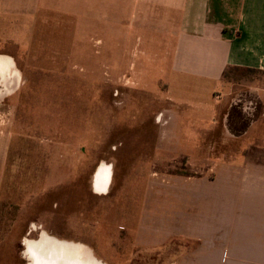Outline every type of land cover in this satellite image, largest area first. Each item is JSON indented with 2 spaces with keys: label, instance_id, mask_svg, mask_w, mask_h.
<instances>
[{
  "label": "rangeland",
  "instance_id": "374dc122",
  "mask_svg": "<svg viewBox=\"0 0 264 264\" xmlns=\"http://www.w3.org/2000/svg\"><path fill=\"white\" fill-rule=\"evenodd\" d=\"M58 34L68 42L57 52L34 33L25 35L22 50L0 41V52L19 58L24 78L18 92L0 94V264H29L24 241L42 231L89 246L107 264H149L158 257L137 256L128 242L116 251L114 242L120 224L137 228L153 163L189 173L188 163L211 146L228 157L242 152L264 160V71L223 79L214 88L223 96L218 124L201 128L190 121L194 106L165 99L167 81L156 71L135 79L136 86L119 81L131 74L133 59L123 48L122 62H114L112 34ZM147 59L136 69L150 67ZM171 105L180 115L174 127L161 128L157 114ZM164 136L173 142L157 143ZM103 162L116 169L102 198L93 194L92 179ZM44 243L28 248L43 251Z\"/></svg>",
  "mask_w": 264,
  "mask_h": 264
},
{
  "label": "crops",
  "instance_id": "0c3cea01",
  "mask_svg": "<svg viewBox=\"0 0 264 264\" xmlns=\"http://www.w3.org/2000/svg\"><path fill=\"white\" fill-rule=\"evenodd\" d=\"M75 32L112 34L114 62H122L123 48L133 59L131 74L119 81L137 85L135 79L156 71L167 81L165 99L194 106L190 121L201 128L218 124L223 96L214 88L224 82L227 68L264 71V0H0V41L21 50L27 33L57 52L68 42L58 33ZM144 57L152 66L137 70V64L144 67ZM1 59L14 66L5 80L0 78V94L13 95L24 84L23 70L14 53L1 51ZM14 68L17 78L11 77ZM174 107L159 110L155 123L174 127L180 115ZM163 142L173 140L159 137L157 143ZM215 151L211 146L197 162H189V173H171L156 158L137 228L118 226L116 251L128 242L137 256L158 257L149 264H264V160ZM103 163L111 165V182L109 168L94 180L101 164L92 179L93 194L102 198L110 193L116 169Z\"/></svg>",
  "mask_w": 264,
  "mask_h": 264
},
{
  "label": "bare ground",
  "instance_id": "6f19581e",
  "mask_svg": "<svg viewBox=\"0 0 264 264\" xmlns=\"http://www.w3.org/2000/svg\"><path fill=\"white\" fill-rule=\"evenodd\" d=\"M0 66V78L2 77L5 80L11 67L14 66V63L6 65L5 62H0ZM15 70L16 69L14 68V71L12 72L13 75L11 74V77L14 76L17 78L18 74ZM110 172L111 169L108 174L109 183L111 182ZM45 243H48L46 251H34L29 249L28 253L30 259L32 260L31 264H107L98 259L94 255L93 251H89L87 249L84 251H75L78 247L73 245L68 246L70 249L67 250L65 245L62 244L52 241H45Z\"/></svg>",
  "mask_w": 264,
  "mask_h": 264
},
{
  "label": "flooded vegetation",
  "instance_id": "af4514ba",
  "mask_svg": "<svg viewBox=\"0 0 264 264\" xmlns=\"http://www.w3.org/2000/svg\"><path fill=\"white\" fill-rule=\"evenodd\" d=\"M1 61V63L2 62H5L6 63V65L7 64H13V62L11 61V60H8V59H1L0 60ZM16 71V70H15ZM110 167V169H111V165H109V164H105V163H102L99 167H98V169H97V171H96V173H95V175H94V180H95V176H96V174H97V176L96 177H99L98 175H102L104 172H102L103 170L105 171V170H107V169H105V168H109ZM100 171V172H99ZM94 189H95V191H96V186H95V181H94ZM96 193H98V192H96ZM102 194V193H101ZM43 239H45V241H52V242H55V243H58V244H62V245H65V247L67 248V250L68 249H70V248H68V246H70V245H73V246H77L78 247V249H76L75 251H84V250H89V251H92V249L91 248H89L88 246H86V245H84V244H81V243H77V242H72V241H67V240H61V239H58L57 237H55V236H53V235H50L48 232H46V231H42L41 233H40V236H39V238L38 239H25V241H24V244H25V251H24V254L26 255V257H27V259L29 260V264H31L32 263V260L30 259V257H29V253H28V251H29V248H28V243H38V242H40V241H42ZM48 246V243H45L44 245H43V251H46L47 250V247ZM87 247V248H86ZM82 253V252H81ZM83 255V254H82Z\"/></svg>",
  "mask_w": 264,
  "mask_h": 264
},
{
  "label": "trees",
  "instance_id": "16d2710c",
  "mask_svg": "<svg viewBox=\"0 0 264 264\" xmlns=\"http://www.w3.org/2000/svg\"><path fill=\"white\" fill-rule=\"evenodd\" d=\"M258 71H261V70L253 69V68H244V67H229L225 70L223 74V79L228 80L230 79L231 75L235 73H239V72L249 74L251 72H258Z\"/></svg>",
  "mask_w": 264,
  "mask_h": 264
}]
</instances>
